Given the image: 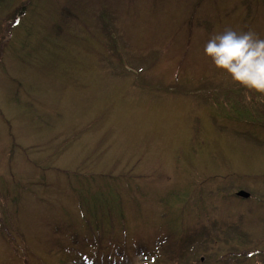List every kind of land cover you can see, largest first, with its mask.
<instances>
[{"label":"rangeland","instance_id":"rangeland-1","mask_svg":"<svg viewBox=\"0 0 264 264\" xmlns=\"http://www.w3.org/2000/svg\"><path fill=\"white\" fill-rule=\"evenodd\" d=\"M1 1L0 264L101 262L104 248L93 247L98 237L77 204V194L103 200L95 186L105 197L124 192L130 247L149 237L143 228L154 231L159 199L177 189L203 212L226 208L225 219L254 208L248 230L264 238V150L245 141L264 144V126L233 115L219 141L193 97L207 85H239L203 46L225 28L264 38V0ZM237 188L252 197H229ZM250 245L264 248V239ZM51 248L62 253L35 256Z\"/></svg>","mask_w":264,"mask_h":264},{"label":"trees","instance_id":"trees-1","mask_svg":"<svg viewBox=\"0 0 264 264\" xmlns=\"http://www.w3.org/2000/svg\"><path fill=\"white\" fill-rule=\"evenodd\" d=\"M4 4L5 1L0 0V13L2 8H5ZM1 52L0 48V54ZM132 84L135 82L133 81ZM181 84L182 87L177 90L189 93L188 88L183 87L186 83ZM206 88H208L206 90L208 93L205 92L200 97H193L199 102L203 112L205 110L204 113L209 120L210 128L213 134L217 135L219 141L225 134L232 132L230 130L232 127L227 124V120H230L233 115L238 120L253 121L264 126V94L257 93L240 84L234 86L220 84L216 87L207 85ZM220 124H225L228 129L220 127ZM206 129V127L199 129L196 135L192 136V146L196 145L203 136H206ZM245 141L250 142L249 146L255 147L256 151H252L254 153L260 151L262 145V151L264 150V144L260 145L253 138H247ZM117 178L119 179V177ZM125 181L128 182L122 186H126V191L131 192L129 180L123 179V183ZM91 191L92 194L99 192L103 196V200L98 203H95L93 199L87 202L83 196L78 194L77 196L84 220L93 236L98 237V240H95L96 243L91 242L93 247H98L100 243L104 248L101 249L103 252L99 254L101 262L97 264H135L134 260L140 256L150 257L153 260L148 261V264H153L155 258L158 262L165 259L170 264H178L179 259L185 260L186 257L189 258V261L185 264H264V248L255 249L250 245L255 242L262 243L264 238L253 239V234L248 230L251 223L245 219L248 215L246 211L251 213L254 208L247 206L246 210L241 212V217H228L227 219L218 215V212L223 213L226 208H219L215 214L219 218L211 219L205 211H198L199 204L196 205L195 202L192 203L191 200L185 198L183 190H172L159 199L161 203L158 208L159 223L156 224L154 231L151 232L150 229L143 228L142 232L149 237L139 236V245L130 247L128 245L130 230L128 229V219H126L124 192L113 189L114 194L109 191L108 197H105L101 186H95ZM221 194L227 196V193ZM232 195L236 199L233 193L229 194V197ZM197 203L200 201L198 200ZM135 211L137 216L139 209L136 207ZM187 215L191 217L192 224H185ZM199 223L202 224L197 226ZM56 232L61 234L63 231L57 228ZM104 237L106 239L102 240ZM157 237L161 239L158 244L155 243ZM238 245L243 249L237 248ZM246 246L250 250L244 251ZM53 252L58 254L62 253V250L59 248L48 249L46 256L43 254V257L39 258L44 259V257L54 255ZM87 256L89 257V255ZM91 261L93 262L92 259ZM26 264L29 263L26 262ZM91 264H95V262Z\"/></svg>","mask_w":264,"mask_h":264},{"label":"clouds","instance_id":"clouds-1","mask_svg":"<svg viewBox=\"0 0 264 264\" xmlns=\"http://www.w3.org/2000/svg\"><path fill=\"white\" fill-rule=\"evenodd\" d=\"M203 52L231 81L264 94V38L257 33L225 28L205 42Z\"/></svg>","mask_w":264,"mask_h":264},{"label":"water","instance_id":"water-1","mask_svg":"<svg viewBox=\"0 0 264 264\" xmlns=\"http://www.w3.org/2000/svg\"><path fill=\"white\" fill-rule=\"evenodd\" d=\"M237 195L244 197V198H248L250 194L245 192V191H240V192H238Z\"/></svg>","mask_w":264,"mask_h":264}]
</instances>
